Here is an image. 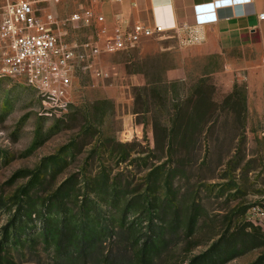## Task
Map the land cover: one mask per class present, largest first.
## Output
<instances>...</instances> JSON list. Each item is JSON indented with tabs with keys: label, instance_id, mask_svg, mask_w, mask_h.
<instances>
[{
	"label": "rangeland",
	"instance_id": "obj_1",
	"mask_svg": "<svg viewBox=\"0 0 264 264\" xmlns=\"http://www.w3.org/2000/svg\"><path fill=\"white\" fill-rule=\"evenodd\" d=\"M183 47L88 57L61 106L0 77V242L29 238L10 263L264 264V84Z\"/></svg>",
	"mask_w": 264,
	"mask_h": 264
},
{
	"label": "built area",
	"instance_id": "obj_2",
	"mask_svg": "<svg viewBox=\"0 0 264 264\" xmlns=\"http://www.w3.org/2000/svg\"><path fill=\"white\" fill-rule=\"evenodd\" d=\"M61 1L0 0V77L24 81L50 106H61L72 88L76 69L88 57L127 50L144 38L175 35L182 46L196 44L201 40L198 28L215 22L218 9L251 2L212 0L196 5L194 25L178 28L141 22L130 24L116 15L110 34L102 26L93 35L95 41L78 42L68 40L67 27L95 30V23H103V16L90 8H78L65 19L44 13L45 4ZM258 17L263 19L264 14ZM181 31L186 32V37H179Z\"/></svg>",
	"mask_w": 264,
	"mask_h": 264
},
{
	"label": "crops",
	"instance_id": "obj_3",
	"mask_svg": "<svg viewBox=\"0 0 264 264\" xmlns=\"http://www.w3.org/2000/svg\"><path fill=\"white\" fill-rule=\"evenodd\" d=\"M211 1L62 0L58 7L61 12L66 5L72 3L75 10L90 8L96 15L103 16V23H95L96 29L91 30L94 35L102 26L110 34L116 15L130 24L141 22L175 28L193 26L194 7ZM260 14H264V0H251L244 5L218 9L215 22L198 28L200 42L183 47L185 54L191 56L193 61L215 55L228 56V59L223 60L226 70H232L236 76L237 72H245L248 85H254L256 81L257 84L259 81L264 84V18L259 19ZM168 37L170 36L165 38ZM179 37H186V32L181 31ZM247 53H250V57H246Z\"/></svg>",
	"mask_w": 264,
	"mask_h": 264
},
{
	"label": "trees",
	"instance_id": "obj_4",
	"mask_svg": "<svg viewBox=\"0 0 264 264\" xmlns=\"http://www.w3.org/2000/svg\"><path fill=\"white\" fill-rule=\"evenodd\" d=\"M173 133H174V128L172 127L166 131L165 136H166L168 144L172 143ZM22 192L25 193V189H22ZM89 231H95V228L91 227ZM11 237L13 238V240H11ZM28 239L29 238L22 239L20 236H16L15 232L9 231L7 227L4 228V240L0 242V264H13V263H10V260L8 257L10 254V251L15 248V245L17 244L19 245L20 243L27 242Z\"/></svg>",
	"mask_w": 264,
	"mask_h": 264
}]
</instances>
